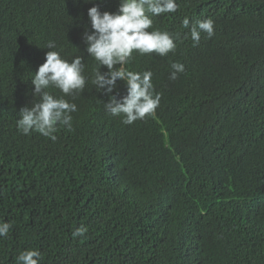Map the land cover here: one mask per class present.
Instances as JSON below:
<instances>
[{"label":"trees","instance_id":"1","mask_svg":"<svg viewBox=\"0 0 264 264\" xmlns=\"http://www.w3.org/2000/svg\"><path fill=\"white\" fill-rule=\"evenodd\" d=\"M96 3L114 12L119 0ZM177 3L152 17L180 34L175 51L126 65L153 73L155 113L125 125L88 82L72 129L58 125L52 141L20 137L15 118L39 99L31 79L49 40L90 77L82 33L94 5L0 0V222L11 223L0 264L27 249L40 264H264V0ZM185 18L213 19L214 35L194 45ZM173 62L185 68L176 80Z\"/></svg>","mask_w":264,"mask_h":264},{"label":"clouds","instance_id":"2","mask_svg":"<svg viewBox=\"0 0 264 264\" xmlns=\"http://www.w3.org/2000/svg\"><path fill=\"white\" fill-rule=\"evenodd\" d=\"M84 2L94 5L87 11L90 29L85 28L82 41L96 66L91 69L90 77L85 75L82 56L65 59L57 50L56 42L49 40L43 48L48 49L44 54V62L31 79L33 94L39 99L31 106L20 108L19 116L15 118L13 128L20 137L36 132L56 141L54 133L58 125L71 130V113L78 110V94L88 82L108 96L105 110L112 116H122L125 125L154 114L160 104L161 96L155 93L152 82L153 73L150 70L131 71L126 65L134 52L166 56L175 51V41L181 39L180 34L154 27L152 17L175 13L179 7L177 0H119L114 12L101 11L96 0ZM183 27H190L191 40L194 45H198L202 32L207 33L209 38L214 35L215 22L207 18L196 20L190 26L189 19L185 18ZM104 68L107 70H102ZM171 69V80H176L178 73L185 70L179 62H173ZM117 81H122L126 89L120 99H117L120 96ZM49 89H58L60 96L52 94ZM10 229V222H0V237L6 238ZM87 231L81 225L72 236L83 237ZM15 259L16 264H40L42 255L39 250L27 249L21 251Z\"/></svg>","mask_w":264,"mask_h":264}]
</instances>
